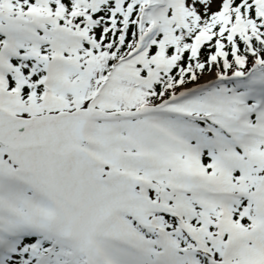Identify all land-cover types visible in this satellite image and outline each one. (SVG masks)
I'll list each match as a JSON object with an SVG mask.
<instances>
[{"label":"snow or ice","instance_id":"snow-or-ice-1","mask_svg":"<svg viewBox=\"0 0 264 264\" xmlns=\"http://www.w3.org/2000/svg\"><path fill=\"white\" fill-rule=\"evenodd\" d=\"M0 264H264V0H0Z\"/></svg>","mask_w":264,"mask_h":264}]
</instances>
